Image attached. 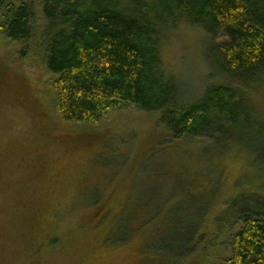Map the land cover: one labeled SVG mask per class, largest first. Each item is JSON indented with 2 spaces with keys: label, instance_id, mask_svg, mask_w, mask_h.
<instances>
[{
  "label": "trees",
  "instance_id": "1",
  "mask_svg": "<svg viewBox=\"0 0 264 264\" xmlns=\"http://www.w3.org/2000/svg\"><path fill=\"white\" fill-rule=\"evenodd\" d=\"M182 27L199 32L202 62L191 57L174 73L164 54ZM0 35L42 56L62 121L95 125L123 107L156 119L162 152L145 151L117 213L92 212L104 208L98 185L81 198L92 218L110 217V243L143 231L145 264L203 262L216 243L205 219L222 193L223 164L243 156L245 172L212 223L215 232L222 219L241 228L217 264H264V0H0ZM218 37L225 42L208 53ZM157 176L175 179L171 193L134 198L137 184ZM240 186L252 201L244 208L234 201ZM5 190L0 181V264H22L24 240L14 234L36 226L32 217L2 219Z\"/></svg>",
  "mask_w": 264,
  "mask_h": 264
},
{
  "label": "rangeland",
  "instance_id": "2",
  "mask_svg": "<svg viewBox=\"0 0 264 264\" xmlns=\"http://www.w3.org/2000/svg\"><path fill=\"white\" fill-rule=\"evenodd\" d=\"M180 32L164 54L165 64L174 73L181 72L180 62L191 57L190 61L202 62L197 29L182 27ZM216 39L210 41L213 47H206L208 53L225 42ZM24 48L0 35V68L7 74L5 84L0 85V181L6 189L2 191L6 198L2 219L9 223L32 217L36 226L14 234L24 240L21 252L27 255L22 264H145L151 251L146 248L144 232L138 231L116 246L106 238L110 217L104 215L117 213L145 151L161 154L162 147L154 145L158 135L164 136L156 119L136 108L123 107L95 125L62 121L56 110L54 77L33 47L27 52ZM233 157L223 164L222 193L210 205L205 219L206 226L216 233L214 249L204 253L203 262L198 257L194 264L220 263L229 255V243L241 228L240 222L222 219L215 232L212 224L220 214L222 199L233 194L248 164L243 156ZM150 179L137 184L132 191L134 198L162 197L166 191L171 193L176 183L174 178L171 185L164 184L160 176ZM97 185L104 208L100 205L91 210L96 216L104 214L103 221L92 218L87 208L80 206L83 195L92 193L88 187ZM240 187L236 189L242 193L234 200L238 201L236 208L252 203ZM228 202L229 198L224 200L223 211ZM188 258L185 264L190 263Z\"/></svg>",
  "mask_w": 264,
  "mask_h": 264
}]
</instances>
